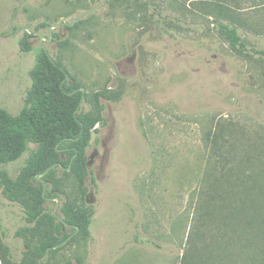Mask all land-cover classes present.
I'll return each mask as SVG.
<instances>
[{"label":"rangeland","instance_id":"374dc122","mask_svg":"<svg viewBox=\"0 0 264 264\" xmlns=\"http://www.w3.org/2000/svg\"><path fill=\"white\" fill-rule=\"evenodd\" d=\"M218 22L238 27L244 51ZM40 47L84 88L83 111L97 114L96 94L103 106L86 194L59 169V201L46 200L56 214L85 206L90 232L49 264H264V0H0V106L13 114ZM36 148L0 171L16 178ZM24 216L0 187L15 261Z\"/></svg>","mask_w":264,"mask_h":264},{"label":"trees","instance_id":"16d2710c","mask_svg":"<svg viewBox=\"0 0 264 264\" xmlns=\"http://www.w3.org/2000/svg\"><path fill=\"white\" fill-rule=\"evenodd\" d=\"M218 30L234 48L246 49L238 27L218 22ZM29 37L25 35L20 41L26 52L35 49ZM30 76L32 85L24 107L13 114L0 106V165L16 161L30 143L37 144L16 178L6 170L0 171L3 194L23 208L25 224L16 230V236L26 245L21 259L15 261L0 234L2 264H49L56 252L77 234L88 235L92 223V213L85 206L72 208L65 202L60 214H55L46 207V200L59 195L55 174L68 167L78 179L81 193L87 192L86 146L95 126L103 121L98 94L94 101L97 114L83 111L81 103L88 98L81 86L70 83L66 67L44 47L36 51ZM62 153L67 157L63 158ZM48 168L51 169L42 180L37 179L36 175Z\"/></svg>","mask_w":264,"mask_h":264},{"label":"water","instance_id":"95a60500","mask_svg":"<svg viewBox=\"0 0 264 264\" xmlns=\"http://www.w3.org/2000/svg\"><path fill=\"white\" fill-rule=\"evenodd\" d=\"M62 21H65V17H61V18L59 19V21H58L56 24L51 25V26H50V31H51L53 28H55L56 26H58ZM51 38H52V33H51L50 37L45 38V39H47V40H51ZM42 39H43V38H41L40 40L42 41ZM80 89L84 92V88H83V87H80ZM50 169H51V168H48L46 171L37 174V175H36L37 179L42 180V176L45 175ZM68 169H70V167H68ZM45 189H46V184H45V182H44V190H45ZM56 198H57V202H58V201H59V198H58V197H56ZM57 205H58V203H57ZM54 212H56L55 209H54ZM55 247H57V246H55Z\"/></svg>","mask_w":264,"mask_h":264},{"label":"flooded vegetation","instance_id":"af4514ba","mask_svg":"<svg viewBox=\"0 0 264 264\" xmlns=\"http://www.w3.org/2000/svg\"><path fill=\"white\" fill-rule=\"evenodd\" d=\"M53 212H54V210H53ZM55 214H56V212H54Z\"/></svg>","mask_w":264,"mask_h":264}]
</instances>
